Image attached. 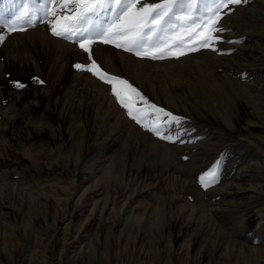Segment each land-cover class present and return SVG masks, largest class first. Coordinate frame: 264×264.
Instances as JSON below:
<instances>
[{
  "label": "rangeland",
  "instance_id": "rangeland-1",
  "mask_svg": "<svg viewBox=\"0 0 264 264\" xmlns=\"http://www.w3.org/2000/svg\"><path fill=\"white\" fill-rule=\"evenodd\" d=\"M221 26L242 41L217 45L231 54L92 48L105 71L186 118L185 143L131 120L108 85L74 68L87 55L46 24L5 33L0 264H264V180L246 175L259 172L264 123L243 93L264 87V0L234 6ZM233 100L246 110L232 132L222 114ZM217 160L219 182L205 189L198 177Z\"/></svg>",
  "mask_w": 264,
  "mask_h": 264
},
{
  "label": "snow or ice",
  "instance_id": "snow-or-ice-1",
  "mask_svg": "<svg viewBox=\"0 0 264 264\" xmlns=\"http://www.w3.org/2000/svg\"><path fill=\"white\" fill-rule=\"evenodd\" d=\"M249 0H0V43L5 33L23 32L37 23L53 37L69 41L87 55L88 63L74 68L91 73L110 87L111 95L128 117L153 136L168 143H185L186 118L152 103L127 79L105 71L93 57L96 43L110 45L151 60L179 59L208 49L220 55L229 30L221 26L234 6ZM43 83V81H38ZM13 86L22 89L20 81ZM189 143L194 141H188ZM187 159V157H185ZM222 160L203 171L198 182L205 189L219 182Z\"/></svg>",
  "mask_w": 264,
  "mask_h": 264
},
{
  "label": "bare ground",
  "instance_id": "bare-ground-1",
  "mask_svg": "<svg viewBox=\"0 0 264 264\" xmlns=\"http://www.w3.org/2000/svg\"><path fill=\"white\" fill-rule=\"evenodd\" d=\"M41 34H43V35L45 34L48 37H50V35H48V33H47V29H45V30L43 29ZM47 36H45V37H47ZM243 93L246 97H248L250 99L249 101L247 100L246 102H248L250 104V106L252 107V109L254 110V112L251 113V115L258 118L262 123H264V87L261 86V87L255 88L253 94H250L247 90H243ZM240 103H241L240 101L233 100L232 105H231V109H229V113L227 112L226 114L225 113L222 114V118H224V120L227 123V125H226L227 129H230L232 132L234 130L238 129L240 121L243 118L242 113H243V111L246 110V107L243 106L244 104L242 105ZM260 154H261V158H260V156H257V158H260V161L255 162L253 165L254 167L252 166V168H255L256 170L258 169L259 172L249 174V175L246 174L247 176H251L252 180H257L258 183H260L261 181L264 180V177H263V175H264V149L260 150ZM245 166L247 168L251 167V165L249 163H247ZM253 171L254 170H252V172ZM241 177L244 178V175H242ZM241 177H238V178H241ZM258 190H259V188H258ZM261 198L264 199V195L261 196Z\"/></svg>",
  "mask_w": 264,
  "mask_h": 264
}]
</instances>
